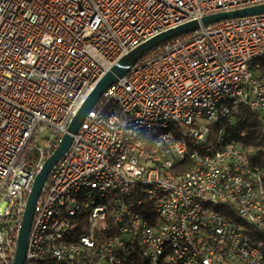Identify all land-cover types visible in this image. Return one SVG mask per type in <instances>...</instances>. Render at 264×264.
<instances>
[{
	"label": "built area",
	"instance_id": "obj_1",
	"mask_svg": "<svg viewBox=\"0 0 264 264\" xmlns=\"http://www.w3.org/2000/svg\"><path fill=\"white\" fill-rule=\"evenodd\" d=\"M263 4L264 0H0V264L13 262L34 178L101 77L98 66L109 69V64L148 39L188 21ZM192 12H200V19H192ZM189 35L190 40L176 38L163 44L158 58L133 67L88 113L37 199L30 233L49 228V246L39 258L49 257L50 264H120L110 255L111 245L131 253L133 243H142L150 256V233L158 222L153 220L143 235H136L135 222L141 216L134 215V208L162 212L164 197L156 196L155 190L135 191L134 179L145 178L154 181L155 188H171L170 228L159 231L163 241L184 237L186 255L164 260L264 264V242L249 238L251 229L264 231V183L255 172L247 176L253 166L246 164L242 146L236 144L240 163H232L233 152L215 150V138L201 152L167 136L149 140V150H141L138 142L123 146V136L132 133L123 131V126L106 135L95 124L100 103L119 99L124 100L119 109L124 110L125 121L183 119L180 129L201 137V130L194 129L195 117L215 126L219 112H228L226 124L235 122L236 113L217 109L220 98L208 100L219 81H234V88L224 92H235L236 102L240 85H247L245 100L264 130V80L254 83V71H246V60L264 51V14L200 25ZM196 93H204V100L199 109L189 110ZM223 128L215 126V136ZM114 144H121L119 158L110 156ZM128 152H137V159H128ZM202 155L210 156V164L202 163ZM213 157H220V166H213ZM170 162H177L180 169L189 167V174L167 176L165 165ZM114 165L123 166V173H114ZM101 171H109L110 179H102ZM201 178H210V186L201 185ZM248 179H257L261 200L251 199ZM97 181L120 185L123 200L115 202L120 206L117 219L124 243L110 236L100 208L98 213L88 211L81 237L58 245L57 237L74 222L66 221L74 200L62 199V192L69 187L86 189ZM203 199L232 203L248 227H234L213 211H196V203ZM47 207H54L52 225H45ZM183 224H191L195 240H187Z\"/></svg>",
	"mask_w": 264,
	"mask_h": 264
},
{
	"label": "bare ground",
	"instance_id": "obj_2",
	"mask_svg": "<svg viewBox=\"0 0 264 264\" xmlns=\"http://www.w3.org/2000/svg\"><path fill=\"white\" fill-rule=\"evenodd\" d=\"M192 19H200V12H192ZM190 22V21H188ZM177 27V26H176ZM114 64H109V68ZM105 66H98V74L101 76L107 71ZM246 71H254V83H263L264 80V51L251 55L246 60ZM131 72V70L129 71ZM234 88V81H219V87L208 93V100L220 98L217 102V109H229L230 113L239 114L240 108L245 107L250 113L254 114L244 96H249L247 85H240V95L236 96L235 92H224V89ZM204 100V93H196L193 95V101L189 102V110L199 109V102ZM116 107V108H114ZM119 108H124V100L104 99L100 103L97 116H95V124L106 135H114L116 126H123V131L132 132L131 136H123V146H130L133 142H138L141 150H149V140L159 139L162 136L172 137L178 143L189 145L191 151L201 152L211 147L214 140L215 150H225L233 152L232 163H240V149H236V144L242 146V156H246V164L253 166V169H247V176L259 174V178L264 183V130L262 123H259V135L261 142L257 146H247L243 140L245 133L236 127L235 122H229L228 112H219L215 119V126H224L222 132L215 136V126L213 124H205L202 117H195L194 129L201 130V137L195 134H188L183 126V119H165L159 122L149 123L134 119L125 121V112ZM111 120H114L112 122ZM124 123V124H123ZM144 138V139H142ZM121 154V144H114L110 149L112 158H119ZM128 159H137V152H128ZM202 163L210 164V156L202 155ZM213 166H220V157H213ZM114 173H123V166L114 165ZM165 174L172 177H180L181 174H189V167H177V162H170L165 165ZM102 179H110L109 171H101ZM201 185L210 186V178H201ZM250 187V195L252 200H261V188L258 187L257 179H248ZM100 188V189H99ZM135 191L155 190L156 196L164 197L162 203V212L157 209H149L147 207H135L134 215H139V220L135 222L136 235H143L147 230V226L153 220V230L150 233V256L146 255L142 243H133V250L128 253L127 249L119 245H111L110 255L120 264H133L139 262L141 264H175L174 261H166V256H183L186 255V247L184 245V237L171 236V241H163V235L159 231L170 228L171 207L173 200L171 198V188L156 187L154 181H145V178L134 179ZM109 195V199H108ZM62 199L74 200L71 212L66 214V221L72 222L67 230L57 237L58 245H65L68 242L81 237L83 234V225L87 222L88 211L90 213H98L102 208L105 215L104 227L108 229L110 236L117 243H124V229L121 222L117 219L120 215V206L115 201L123 200V193L120 191V185L117 182L97 181L86 186V189L78 187H69L67 192H62ZM94 199L91 203L84 204V200ZM114 200V201H113ZM196 211L212 212L217 217H225L231 220L234 227L247 228L248 220L241 216L232 203H223L219 200L203 199L196 203ZM54 215V207L44 209L45 225H52V216ZM183 234L187 240H195V231L191 224H183ZM49 228H42L36 233H30L28 236L26 261L25 264H50L49 257H40L39 253L49 246ZM249 238L256 243L264 242V231L259 229L249 230ZM161 245V246H160ZM158 246H160L158 251ZM178 264H193L191 259H178Z\"/></svg>",
	"mask_w": 264,
	"mask_h": 264
},
{
	"label": "water",
	"instance_id": "obj_3",
	"mask_svg": "<svg viewBox=\"0 0 264 264\" xmlns=\"http://www.w3.org/2000/svg\"><path fill=\"white\" fill-rule=\"evenodd\" d=\"M259 14H264V4L208 15L203 17L199 22L190 21L183 25L164 31L148 39L121 57L97 80L91 91L81 102L75 111V114L72 116L66 128V133L61 137L57 148L45 160L39 173L34 178L30 192L28 193L26 199L25 210L18 232L17 244L12 264H25L28 236L33 221L36 202L47 181L48 174L54 165L66 154L72 144L73 136L77 134L84 119L93 109L103 93L115 82H117L118 79L124 77L133 67H135L138 61L151 49L159 47L160 45L179 38L180 36L189 35L195 32L200 27V25L207 26L211 24H217L224 20L243 18Z\"/></svg>",
	"mask_w": 264,
	"mask_h": 264
},
{
	"label": "trees",
	"instance_id": "obj_4",
	"mask_svg": "<svg viewBox=\"0 0 264 264\" xmlns=\"http://www.w3.org/2000/svg\"><path fill=\"white\" fill-rule=\"evenodd\" d=\"M191 36H180V40H190ZM163 45V44H162ZM153 48L148 51L136 64V66H141L145 62L158 58L161 53V47ZM257 114L250 113L245 107H241L239 114L236 116L235 124L239 130H243L245 133V138L243 140L244 144L247 146L253 145L257 146L261 142V137L259 135V121ZM133 264H141L139 262H134Z\"/></svg>",
	"mask_w": 264,
	"mask_h": 264
}]
</instances>
